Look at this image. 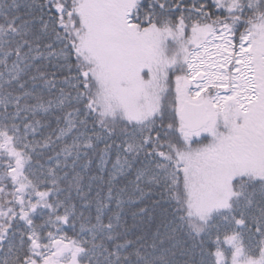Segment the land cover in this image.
Wrapping results in <instances>:
<instances>
[{"label": "snow or ice", "instance_id": "1", "mask_svg": "<svg viewBox=\"0 0 264 264\" xmlns=\"http://www.w3.org/2000/svg\"><path fill=\"white\" fill-rule=\"evenodd\" d=\"M0 264H264V0H0Z\"/></svg>", "mask_w": 264, "mask_h": 264}]
</instances>
